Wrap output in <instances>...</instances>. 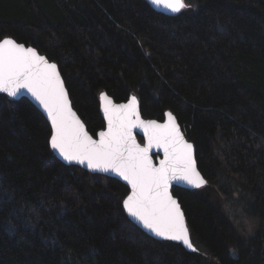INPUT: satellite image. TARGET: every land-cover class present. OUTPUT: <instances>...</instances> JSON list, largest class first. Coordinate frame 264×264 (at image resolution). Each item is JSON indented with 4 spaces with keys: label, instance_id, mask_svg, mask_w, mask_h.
<instances>
[{
    "label": "trees",
    "instance_id": "1",
    "mask_svg": "<svg viewBox=\"0 0 264 264\" xmlns=\"http://www.w3.org/2000/svg\"><path fill=\"white\" fill-rule=\"evenodd\" d=\"M184 2L0 0V41L58 65L94 137L102 92L176 116L207 181L172 189L196 251L140 229L126 185L63 163L39 109L0 93V264H264V0ZM237 217L256 224L246 241Z\"/></svg>",
    "mask_w": 264,
    "mask_h": 264
},
{
    "label": "snow or ice",
    "instance_id": "2",
    "mask_svg": "<svg viewBox=\"0 0 264 264\" xmlns=\"http://www.w3.org/2000/svg\"><path fill=\"white\" fill-rule=\"evenodd\" d=\"M151 3L174 13L187 7L184 0H151ZM22 90L30 93L46 111L52 126V149L67 161L86 163L89 169L111 171L122 177L132 189L124 201L128 214L156 236L192 247L184 214L170 195L169 187L173 180L197 188L205 181L196 171L193 146L184 141L171 113L166 125L145 122L139 117L135 97L128 104L115 107L102 95L108 129L99 132L98 141L94 140L70 108L57 65L48 63L32 48L3 39L0 93L16 97ZM137 127L144 130L147 139L144 147L133 136ZM153 147L162 148L165 154L158 168L153 166L149 155Z\"/></svg>",
    "mask_w": 264,
    "mask_h": 264
},
{
    "label": "water",
    "instance_id": "3",
    "mask_svg": "<svg viewBox=\"0 0 264 264\" xmlns=\"http://www.w3.org/2000/svg\"><path fill=\"white\" fill-rule=\"evenodd\" d=\"M147 1L151 4V6H152L153 8H155L156 10H159V11L164 12L166 15H176V14L179 13V12H178V13L171 12L170 10L165 9V8H163V7H157V6H155V5H153V4L151 3V0H147ZM182 10H183V9H182ZM182 10H181V11H182ZM181 11H180V12H181ZM5 39H12V38H5ZM12 40H14V39H12ZM14 41H15V40H14ZM15 42H16V41H15ZM16 43H18V42H16ZM18 44L24 45V44H22V43H18ZM24 47H25V48H32V49H34V50L37 52V54H38L39 56H43V57L48 61V63L56 64L55 62H51V61H50L45 55L40 54L39 51H38L36 48H34V47H32V46L28 47V46H26V45H24ZM56 65H57V64H56ZM57 71L59 72L60 78H61V80H62V82H63L64 89H65V91H66V93H67L68 100H69V105H70L71 110L76 114V117H77V118L80 120V122L85 126V131H87L88 135H90L94 140H97V141H98V140H99V135H98L99 132H101V131H107V129H108V122H107V119H106V117H105L104 110H103V106H104V103H105V102L101 99V96H102V95H103V96H107L108 99L112 102V105L115 106V107H119L120 105H126V104H128V103L130 102V100L132 99V97H135V96H131L130 99H129L128 101H126V102H121V103H117V102H115L114 99H113L112 97H110L106 92H102L101 95H100V108H101V114H102V116H103V118H104L106 124H105V128L102 129V130H100V131L97 133L96 137H94V136H92L91 133L87 130V127H86L85 123L83 122V120L80 118V116L78 115V113H77L76 110L74 109L73 104H72V101H71L70 96H69V93H68V90H67V87H66V84H65V81H64V79H63V77H62V74H61V72H60V70H59L58 65H57ZM4 94H6V93H4ZM6 95H7V94H6ZM7 96H8V95H7ZM9 97H10V96H9ZM10 98H12V99L27 98V99H28L30 102H32V103H33V104L39 109V111L44 115L45 119H46L47 122L49 123V125H50V127H51V130H52L51 121L49 120L46 111H45V110L43 109V107H42V106H41V105H40V104H39V103H38V102L32 97V95H31L30 93H27L26 91L22 90L21 93L18 94L16 97H10ZM135 98H136V100H137V111H138V113H139V117H140V119H141L142 121H145V122H148V121H155L158 125L163 126V125H166V124L169 123V121H168V114L171 113L172 116L175 118V121H176V124H177V126H178L179 132H180V134L183 136L184 141L187 142V143H189V144H191V145L193 146V150H192V151H193V159H194V161H195L196 171L200 174V177L205 181V183H204L202 186H200L199 188H197V187H194V186H192V185H190V184H188V183H186L185 181H182V180H173V181H171V183H170V187H169V193H170V195L172 196V198L175 199V200L178 202V204L180 205L178 198H176V197L173 195V193H172V189H173L174 187H177V188H185V189H192V190H194V189H200V188H202L203 186L206 185V182H207L206 179L204 178V176L202 175V173L200 172L199 168H198L197 161H196V151H195V147H194L193 143L190 142V141L187 139V137L185 136V134H184V132H183V130H182V128H181V126H180V124H179L177 118H176V116H175L171 111H166V113H165V118H164L163 121H158V120H155V119H146V118H144V117L142 116V114H141V110H140V102H139L138 98H137V97H135ZM133 136L135 137L136 143L139 144L141 147H144V146L146 145V143H147V139H146V136H145V133H144L143 128H140V127L134 128V129H133ZM50 139H51V138H50ZM51 148H52V147H51ZM52 150H53L54 154L56 155V157H57L58 159H60L63 163H65L66 165H74V166H78V167H80V168L84 169L85 171H87V172H89V173H92V174H99V175H104V176H107V177H110V178H115V179L119 180L120 182H122L124 185H126V186L129 188L130 193L128 194V196L132 194L131 186L127 183V181H125L122 177H120V176L117 175L116 173L111 172V171H108V172H102V171H97V170L89 169V168L87 167V164H86V163H85V164H80V163H77V162H75V161H71V162H70V161H67V160H65V159H64V158H63V157H62V156H61L56 150H54V149H52ZM149 155H150V157H151V159H152V164H153V166H154V167H157V168L160 166V162H161L162 160L165 159V154H164V151H163L162 148H155V147H153V148L151 149ZM128 196H127V197H128ZM127 197L125 198V200L127 199ZM125 200H124V201H125ZM123 205H124V203H123ZM180 208H181V211H182L183 214H184V211H183L181 205H180ZM125 211H126L128 217H129V219H130L133 223H135L140 229H142L145 233H147L150 237L155 238V239H158V240H167V241H172V242H175V243H179V244H181L183 247H185L188 251H193V252H194L193 249H195V251H196V248L194 247V245L192 244V241H191L190 232H189V228H188V225H187V221H186L185 214H184V221H185V226H186V228H187V230H188L189 242H190L191 245H192L191 248H189L187 245H185L182 241H173V240H169V239H165V238H162V237L156 236L153 232H151V231H149L148 229L144 228L143 225H142L138 220H136L134 217L130 216V215L128 214V212H127L126 209H125Z\"/></svg>",
    "mask_w": 264,
    "mask_h": 264
},
{
    "label": "rangeland",
    "instance_id": "4",
    "mask_svg": "<svg viewBox=\"0 0 264 264\" xmlns=\"http://www.w3.org/2000/svg\"><path fill=\"white\" fill-rule=\"evenodd\" d=\"M225 206H227V205H225ZM230 211L232 212V215H234L235 217L237 214L238 215L240 214V213H238V211L235 212V210H233V209H230ZM234 220L237 223L238 227L240 228V230H239L240 235L242 236V238H244L245 241L248 238H251L255 235L256 224L254 221H251L245 217L242 218L241 220L238 219V217H237V218H234Z\"/></svg>",
    "mask_w": 264,
    "mask_h": 264
}]
</instances>
